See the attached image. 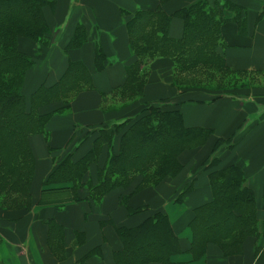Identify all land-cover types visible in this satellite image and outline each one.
<instances>
[{
    "label": "crops",
    "instance_id": "crops-1",
    "mask_svg": "<svg viewBox=\"0 0 264 264\" xmlns=\"http://www.w3.org/2000/svg\"><path fill=\"white\" fill-rule=\"evenodd\" d=\"M40 1L46 31L39 39L21 36L17 42L33 62L25 74V95L55 87L73 68L84 70L90 84L77 81L66 96L38 108L48 124L45 133L29 138L35 159L31 208L0 210V264H118L123 230L161 215L179 250L169 261L141 264H264V0ZM198 3L221 20L218 53L236 83L254 77V84L223 93L183 89L174 82L173 60L161 56L147 66L140 100L113 107L117 95L130 92L122 90L128 67L138 60L128 23L138 11L161 10L171 17L168 36L180 40L185 21L178 13ZM149 106L178 109L186 127L209 132L202 144L193 143L180 155L176 176L144 186L135 179L95 199L91 190L105 152L104 164L101 155L90 164L78 191L71 183L47 184L67 156L75 164L91 154L100 129L134 120ZM232 166L242 174L241 189L253 198L255 225H239L227 239L197 244V213L215 201L210 175Z\"/></svg>",
    "mask_w": 264,
    "mask_h": 264
},
{
    "label": "trees",
    "instance_id": "trees-1",
    "mask_svg": "<svg viewBox=\"0 0 264 264\" xmlns=\"http://www.w3.org/2000/svg\"><path fill=\"white\" fill-rule=\"evenodd\" d=\"M43 6L44 3L40 0H0V194H15L18 198H25L24 208H31L30 186L35 167L29 138L37 133H45L48 124V117L39 115L38 108L53 99L66 96L65 91L75 88L80 81L90 84V77L84 70L73 68L61 83L50 89L39 88L30 100L20 94L25 74L33 62L19 51L18 38L29 36L39 39L46 31ZM178 14L185 21V34L180 40L168 36L171 17L161 10L138 11L128 23L131 48L138 60L128 67V84L122 91L136 90L140 81L143 84V73L148 61L161 56H168L173 60L177 74L209 69L220 73L225 71L228 74L226 76H234L218 53L221 20L217 14L207 10L204 3L183 9ZM100 57L102 58L101 52L98 54V64H101ZM235 79H231L230 83L238 86ZM14 87H17L18 92L13 94ZM122 93L120 97L124 98L129 92ZM162 109V106L146 107L134 119L138 121L131 127L133 131L127 137L122 131L125 135L122 137L120 154H108L106 167L101 168L102 171L98 173V184L91 190L95 199L103 198L114 189L128 186L129 183H122L127 181V173H139L151 162L157 165L160 163L162 175L176 176L182 166L174 175L165 170L167 165L162 168V163L175 155L176 150L171 151L172 146L180 145L179 155L175 157L177 162L176 158L190 149L193 143L198 142L200 145L209 137V132L203 129L186 127L178 109ZM157 117L162 126H155ZM130 121L115 123L116 128L120 129ZM110 127L99 130V137L90 155L75 164L67 156L51 174L47 184L71 183L73 188L77 187V191L83 187V176L93 161L94 154L107 144L101 143V137L110 135ZM145 136L153 141V146H145L142 141ZM84 165L87 166L82 171ZM172 167L171 162L170 168ZM210 178L215 201L197 213L193 223L197 244L205 239H227L231 230L239 225L254 226L256 222L253 198L247 197L249 195L241 189L242 174L238 169L232 166L219 170L212 173ZM150 184L157 183L144 182L143 186ZM74 196L79 198L77 192ZM122 233L125 247L122 253L116 254L118 264H141L155 258L169 261L170 256L179 250L178 240L167 218L162 215L154 223L147 222L137 229L123 230Z\"/></svg>",
    "mask_w": 264,
    "mask_h": 264
},
{
    "label": "rangeland",
    "instance_id": "rangeland-1",
    "mask_svg": "<svg viewBox=\"0 0 264 264\" xmlns=\"http://www.w3.org/2000/svg\"><path fill=\"white\" fill-rule=\"evenodd\" d=\"M13 20V18H12ZM16 23L14 22V25ZM21 26H23L22 24H20ZM17 27V26H16ZM14 38V37H13ZM150 64V61H148V64ZM144 70H146L143 73V78L144 76L147 74L148 72V67L145 68ZM228 74H225V71H223V73L220 72H213L210 71L209 69H196L195 71H191V72H184V73H175V84L179 87H183V89H190V90H196V89H204V90H209L211 92H217V93H223L226 90L235 88L237 86H234V84L231 85L230 81L231 79L235 78L234 76H226ZM14 78H13V82H14ZM146 77L144 78V82L143 84H141V81L138 82V86L137 89L132 90L128 93V95H125L126 97L121 98L120 96L117 97V101L114 102L113 107H115L116 109L119 108H124L127 105H131L135 102H138V100H140L141 96H142V88L143 85L145 83ZM253 80L255 81V78L253 77ZM261 81H264V79H260ZM254 81H250L248 80V82H242V83H236V85H243L246 86V84L248 85V83H253ZM264 83V82H263ZM254 84V83H253ZM20 94L24 96V98L26 97L28 100H30V98L28 96L25 95V93H28V90H26L25 92V79L24 82H22V86L19 89ZM18 92L17 87L13 88V94ZM71 97V95H69V98ZM68 98V99H69ZM164 109H166L165 107H163ZM162 109V110H164ZM170 109V108H169ZM138 120H131L129 123H127L126 125L122 126L120 129L116 128V123L113 127L111 128V131L108 133L110 134L108 137H101V143H107L104 146H102L101 149H98V152L94 154L93 156V161L95 159H97L98 156L101 155L102 162L104 164V160H105V152H108L109 155H118L120 154L122 147H121V142L123 134L125 135V137H127L133 130H132V126L137 123ZM155 126H162L161 121L158 119L157 117V121H155ZM115 127V128H114ZM119 128V127H118ZM124 131V132H122ZM114 132V133H113ZM141 138V137H140ZM112 139H114V141H111ZM111 141V142H110ZM142 141L145 143V146H147L148 148L150 146H153L154 143L153 141H151V139L147 136H145L144 138H142ZM179 147L180 145H173L171 151H175V155L172 156V159H166L165 162L162 163V168L163 165H167V168H165V170H169V173H172V175H174L179 168L182 166V161L180 160V157L176 158L177 162L175 161V157L179 155ZM110 149V151H109ZM108 156V155H107ZM91 163H94V162ZM168 161V163H167ZM172 162L173 167L170 168V163ZM87 165H84L83 170H85V167ZM104 167H106V165L104 164ZM90 166H88L87 169V173L89 171ZM145 169H143V171L139 172V173H134V172H130L127 173V181H124L122 183H129V185L131 184V182H133L135 179H138V181H141V183L144 182H152V183H158L159 181H163L166 178H170L169 174H161V165L160 163L157 165L154 162H151L149 165H147L146 167H144ZM102 170L98 171L101 172ZM85 177V176H84ZM98 180V177H97ZM25 199V198H24ZM23 198H18L17 195L15 194H0V210L1 211H5V210H10V209H16L17 206H21L22 208H24V204H26V201Z\"/></svg>",
    "mask_w": 264,
    "mask_h": 264
}]
</instances>
